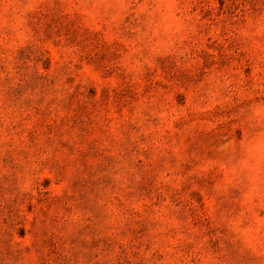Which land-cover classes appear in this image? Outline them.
I'll return each instance as SVG.
<instances>
[{
    "label": "rangeland",
    "instance_id": "obj_1",
    "mask_svg": "<svg viewBox=\"0 0 264 264\" xmlns=\"http://www.w3.org/2000/svg\"><path fill=\"white\" fill-rule=\"evenodd\" d=\"M0 264H264V0H0Z\"/></svg>",
    "mask_w": 264,
    "mask_h": 264
}]
</instances>
